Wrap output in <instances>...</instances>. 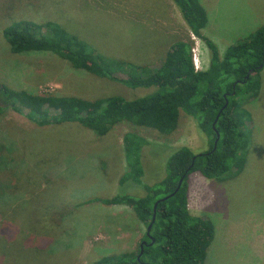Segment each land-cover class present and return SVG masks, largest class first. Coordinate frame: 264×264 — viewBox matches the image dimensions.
Returning a JSON list of instances; mask_svg holds the SVG:
<instances>
[{"label":"rangeland","instance_id":"374dc122","mask_svg":"<svg viewBox=\"0 0 264 264\" xmlns=\"http://www.w3.org/2000/svg\"><path fill=\"white\" fill-rule=\"evenodd\" d=\"M199 1L208 16L203 34L220 56L264 27V0ZM19 21L58 24L105 58L150 69L161 65L173 43L185 41L192 45L196 70L209 65L207 48L190 34L171 0H0V83L15 91L132 100L153 90L74 70L51 53L12 54L3 30ZM258 77L257 97L242 107L250 140L241 173L222 182L198 173L188 179L189 213L214 226L204 264H264V70ZM128 132L152 145L142 151L143 180L149 185L163 176V154L206 148L183 113L168 136L124 122L104 137L78 125L39 127L12 109L0 114V249L9 237L16 242L11 264H95L137 252L146 228L132 209L93 201L145 195L130 181L118 184L126 171L122 138ZM38 242L42 250L31 251Z\"/></svg>","mask_w":264,"mask_h":264},{"label":"trees","instance_id":"16d2710c","mask_svg":"<svg viewBox=\"0 0 264 264\" xmlns=\"http://www.w3.org/2000/svg\"><path fill=\"white\" fill-rule=\"evenodd\" d=\"M171 1L190 34L209 52V65L204 72L195 69L192 45L185 41L173 43L161 65L150 69L105 58L52 22L19 21L3 30V37L14 55L51 53L74 70L130 89L153 90L132 100L120 96L85 100L15 91L0 83V114L12 109L39 127L78 125L104 137L114 126L124 122L168 136L176 131L179 116L183 113L194 121L205 143L204 151L197 154L186 147L163 154V176L149 185L143 180L142 151L152 145L135 133L124 134L126 171L118 184L122 186L130 181L142 188L145 195H117L93 201L129 206L146 230L152 221L154 205L159 201L150 231L154 243L145 246L140 257L138 246L136 253L106 256L95 264H204L214 238V226L209 219L189 213L188 179L198 173L206 180L222 182L227 176L240 174L245 164L250 132L246 127L249 116L242 107L258 95V76L264 70V27L228 47L220 56L217 46L203 34L208 16L200 1ZM217 135L219 139L214 149ZM181 179V186L175 192ZM171 194L172 197L162 201ZM1 240L5 241L4 238ZM8 241L0 249V258L4 259L0 264L14 263L16 242L10 237ZM142 241L151 243L146 233ZM42 244L38 242L33 245L34 250H30L40 252Z\"/></svg>","mask_w":264,"mask_h":264},{"label":"water","instance_id":"95a60500","mask_svg":"<svg viewBox=\"0 0 264 264\" xmlns=\"http://www.w3.org/2000/svg\"><path fill=\"white\" fill-rule=\"evenodd\" d=\"M248 78V76L246 77V79ZM227 105V103L225 104V106ZM218 139H219V136L217 135L216 136V140H215V143H214V149L216 147V144L218 142ZM181 183H182V179L178 182V186L175 190V192H177L181 186ZM174 194V193H173ZM173 194H171L169 197H165L164 199H162V201L166 200L167 198H170L173 196ZM159 202V201H158ZM158 202L154 205V209H153V217H152V221H151V224L147 227V230H146V236L148 239L151 240V243L150 244H147L145 241L141 242L140 245H139V248H140V254H139V257L142 255L143 253V249L145 246H151L153 243H154V239L150 236V231H151V228H152V224L154 222V218H155V211H156V207H157V204ZM138 257V258H139Z\"/></svg>","mask_w":264,"mask_h":264},{"label":"crops","instance_id":"0c3cea01","mask_svg":"<svg viewBox=\"0 0 264 264\" xmlns=\"http://www.w3.org/2000/svg\"><path fill=\"white\" fill-rule=\"evenodd\" d=\"M207 26H208V23H207ZM207 26L205 27V29L207 28ZM205 29H204V30H205ZM146 30H148V31H152V30H150V27H149V26L146 27ZM155 30H162V27H159L158 25H155ZM204 30H203V31H204Z\"/></svg>","mask_w":264,"mask_h":264},{"label":"built area","instance_id":"2783aa9c","mask_svg":"<svg viewBox=\"0 0 264 264\" xmlns=\"http://www.w3.org/2000/svg\"><path fill=\"white\" fill-rule=\"evenodd\" d=\"M192 60H193V63H194V67L196 66V64H195V58H192ZM196 69V68H195Z\"/></svg>","mask_w":264,"mask_h":264}]
</instances>
